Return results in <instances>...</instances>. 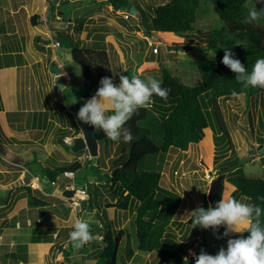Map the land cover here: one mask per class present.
<instances>
[{"label":"rangeland","instance_id":"rangeland-1","mask_svg":"<svg viewBox=\"0 0 264 264\" xmlns=\"http://www.w3.org/2000/svg\"><path fill=\"white\" fill-rule=\"evenodd\" d=\"M56 1L52 0L53 5L55 4L58 10L63 11L64 14H70L76 23L77 20L80 22L83 20L85 24L84 31H82L83 28L81 31L80 29L78 30V25L80 24L81 27V23L77 24L76 27L73 25L71 30L73 40L62 36V46L56 44V36H53V41H55L56 45L54 49L63 53V69L66 68L72 78L68 84V89L65 88V91H68V95L65 93L56 96L65 101L66 104L70 103V106L75 105L80 100L79 95L84 83L83 67L72 61L71 45L107 49L112 62L110 65L115 83H119V75L117 74L128 75L129 77L139 76L142 79L154 77L161 81L162 69H166L176 76L179 81L188 85H198L201 83V75L197 61L213 57L214 52L210 50L207 52L198 50L186 51L176 48L170 50L166 40H164L165 37H169L167 33H156L154 36L143 33L144 24L152 25L151 14L154 13L153 8L168 0H132L140 4L142 10H147L143 11L142 14L139 12V17L128 11L114 10L106 0H81L72 8L75 9L72 12L71 4L63 2V0H58L59 3ZM199 1L197 18L193 26L195 28H203V30L220 28L221 19L211 1ZM253 3L258 9L264 6V2H261V0H250L248 2L249 8ZM1 7L2 0H0V16L2 15L0 22L5 21V15H7L4 10H1ZM44 17L45 12L43 14ZM141 19L144 24H141ZM27 23L29 25L33 24L32 15ZM139 26L141 29H139ZM22 33L25 36L27 35L24 28ZM172 38L180 39L177 34H173ZM23 39L26 40V37H23ZM4 40L5 37H2L0 42V51L2 52L4 51ZM38 40L35 38L34 45H38ZM21 42L22 37L19 39L18 35L13 36L10 48L6 49L5 53H2L5 54L4 58H14L15 55L8 54L7 51L13 49ZM2 54L0 59L3 58ZM214 56L216 57V53ZM218 102L230 134L231 148L226 141L216 145L213 139L214 130H211L204 140L190 144L186 151L170 147L166 153L160 152L146 155L138 163L140 169L160 170V184L181 195V204L168 227L169 234L166 235V239L171 236L175 240L182 242L186 252L190 248H197L200 244L202 245L201 248L198 247L200 252L203 250L212 255H215L221 247L226 248L227 239L216 238L209 229H195L187 223L191 211L202 202L203 196L207 195L209 186L215 178L221 175L222 181V179L237 176L264 177V91L256 92L251 96L238 94L228 99L219 98ZM162 114L160 109L152 110L149 120L146 119L141 123L156 144L162 142L159 118ZM71 133L72 131L69 129L68 134L71 135ZM106 141V147L103 149L102 146V153L100 152L98 157H94L92 163H89L87 167H81L76 172L73 180L70 179L74 181L76 187L88 188L89 192L86 190L88 194L90 193L92 205H101L99 199L104 185L93 184V180L97 177L98 167H104L106 171H109L111 167L110 157L113 158L118 155L115 141L108 138ZM69 148V151L75 154V157L71 161L60 159L57 164L63 165L65 163L64 165H66L77 159V152L71 151V145ZM234 158L238 159L237 166L230 167L229 161ZM86 159L87 157L83 156L80 160L85 162ZM223 167L224 169H222ZM220 169L224 171L223 174L220 173ZM57 179V184L61 187L67 181V178L62 174H59ZM18 184L19 186L14 185L15 187L11 186L10 189L14 192L21 190L24 184L20 181ZM229 196L242 202L250 203L247 197L239 195L236 191L230 193ZM99 209L101 214L93 216L94 219H92L91 232L94 239L90 242L91 244L75 249L68 242H61L65 244L61 247L59 246V248L63 250L64 255L67 253L63 260L65 264H109L104 257H101L103 242L98 237V233L114 235L115 230L120 227V223H123L124 219L127 218L129 209H122V214L118 218H114V220L107 218V211H105L104 206H100ZM88 210L90 211V205ZM125 225L121 227L125 234L119 244L115 264H125L133 252H136L131 261L133 264H165L155 251L148 254L136 250L137 238L133 216L129 220V224ZM237 235L240 234H230L229 238H235ZM166 243L168 242H164V245ZM59 248L55 250L56 261L60 260V257L59 259L57 258L60 254ZM51 264L54 263L51 262Z\"/></svg>","mask_w":264,"mask_h":264},{"label":"trees","instance_id":"trees-1","mask_svg":"<svg viewBox=\"0 0 264 264\" xmlns=\"http://www.w3.org/2000/svg\"><path fill=\"white\" fill-rule=\"evenodd\" d=\"M106 1L114 10H118L130 0ZM210 1L222 22L220 28L217 29L203 30V28L193 26L197 18L199 0H168L156 5L153 8L154 13L151 14V26L144 24L141 19V24L145 25L143 33L146 35L169 34V37H165L164 40H166L170 50L175 48L186 51L207 52L210 50L216 53V57L197 61L201 75V83L198 85L185 84L168 70L162 69L161 86L169 90L167 98L162 99L153 95L150 107L139 109L138 114H134L124 125L133 136L142 134L141 138L135 142L127 143L122 138L118 142L115 141L118 155L113 158L110 157L111 167L109 171L102 172L98 167L97 177L105 179L108 182L107 184L111 182L112 185L109 187L114 188L113 185H117L119 188L120 195L111 205L121 209H127L131 206L135 210L134 224L137 250L146 253L155 251L165 264H185L184 258L187 252L184 244L171 236L166 239V235L169 234L168 227L181 204V195L160 184V170L140 169L138 166L139 160L146 155L166 153L170 147L186 151L190 144L204 140L211 130H214L213 139L216 145L226 141L231 148L230 134L218 99H228L238 94L251 96L256 92L264 91L259 87H243L236 81L235 73L221 63L225 47L233 52L235 54L234 58L239 59L249 71L258 58H264V18L258 22H244L250 0ZM63 2H68V0H63ZM131 2L132 6L141 14L143 11H147L142 10L140 4L132 0ZM261 8H264V6ZM51 15L52 7L49 17ZM68 15L66 14L63 20L57 19V26L52 25L51 27L62 26L66 29ZM37 17V14L32 15L33 24H36ZM139 29H141L140 26ZM173 34H177L180 39L172 38ZM55 36L58 45L61 46L63 44L62 36L73 40L72 35L64 30L58 31ZM71 58L74 63L81 65L84 70L83 89L78 102L81 107L84 104L81 98L94 95L100 86L99 81L102 77H111L113 82L114 77L110 69L108 53L103 48L71 45ZM155 109H160L163 113L159 117L162 131V142L160 144H156L150 138L147 129L141 125L142 121L149 120L150 113ZM74 125L79 129L77 120L74 121ZM68 130L63 129L59 133L57 136L59 142H64L63 138ZM94 135L98 141H104L107 144V137L101 130L94 129ZM69 147L70 145L67 146L68 150H70ZM84 152L88 153V150L83 148L77 151L76 154L80 155ZM32 163L40 166L39 173L42 176L54 181L64 170L76 172L83 166L87 167L90 161L89 158L85 162L76 159L69 164L53 168L42 165L37 160H33ZM229 163L230 167H236L238 159L234 158ZM115 167H120V169L111 175ZM222 169H220L221 174L224 172ZM25 187L28 190L31 189L29 185H25ZM234 191L247 197L250 203L259 205L264 209V199H262L264 198V177L248 176L222 179L213 202L210 203L207 195H204L202 202L196 205L194 209L197 207H214L222 196L229 197V194ZM29 198L28 203L31 206L33 205V197ZM261 222L264 226V215L261 216ZM187 223L191 225V214L187 219ZM200 228L202 227H195V229ZM208 229L216 238L220 237L219 239L222 240L229 238V236L224 237L221 235L224 231L223 227L215 233L211 228ZM124 234L123 229L118 228L115 230L114 235L109 233L103 236L101 257H104L109 264H115L120 240ZM242 235L246 236L247 233ZM164 242L168 243L164 245ZM66 255L67 253H65ZM190 261L191 259H187L186 264H189Z\"/></svg>","mask_w":264,"mask_h":264},{"label":"crops","instance_id":"crops-1","mask_svg":"<svg viewBox=\"0 0 264 264\" xmlns=\"http://www.w3.org/2000/svg\"><path fill=\"white\" fill-rule=\"evenodd\" d=\"M80 1L68 0L71 12ZM56 2L59 3L58 0ZM51 7L52 15L49 17ZM1 10L7 15L5 21L0 22V42L5 37L4 51H0V55L10 48L13 36L22 37V42L7 51L15 55L14 58H4L5 54H2L3 58L0 59V264H65L63 260L66 256L59 244L68 242L73 222L77 218L94 219L93 216L101 214L100 206L105 207L107 218H118L123 211L111 204L116 201L120 191L117 185L109 187L111 182L107 184L105 179L95 177L93 184L104 185L99 199L101 205H92L89 193L82 210L70 211L63 191L69 188L71 180L64 176L67 181L61 187L56 177L52 184L51 180L39 173L40 166L32 163L37 160L52 168L63 166L65 163L57 164L59 160L71 161L75 154L67 149L68 144L59 142L57 136L63 129L72 131L71 135L67 133L64 137L82 134L80 128L74 125L75 113L70 103L66 104L56 96L68 95L65 88L72 80L66 82L61 93L56 92L53 67L56 65L63 75L69 72L63 69V53L54 49L56 45L53 41L55 31H62L65 27L51 26H57V19L63 20L66 14L58 10L52 0H2ZM33 14L38 15L36 24L29 25L27 22ZM77 24L78 30H85L84 21L77 20L76 23L69 14L64 31L71 34L72 26L76 27ZM23 28L26 36L22 33ZM35 38L39 39L38 45H34ZM108 57L111 64L109 53ZM89 98L91 96L81 98V101L85 103ZM102 146L103 149L106 147L105 142L99 141V153L103 151ZM83 156L92 163L93 158L86 152L78 155L77 159ZM100 169L106 171L104 167L100 166ZM26 171L31 174L29 184L22 185L17 192L12 191L11 186H19L20 178ZM25 185L31 189L28 190ZM29 197H33L31 206ZM127 209L129 214L119 228L128 225L132 216L135 218V210L131 206ZM103 236L98 233L99 238ZM57 248L61 254L57 256L58 259L60 257L58 261L55 257ZM135 254L133 252L125 264H133L131 261Z\"/></svg>","mask_w":264,"mask_h":264},{"label":"clouds","instance_id":"clouds-1","mask_svg":"<svg viewBox=\"0 0 264 264\" xmlns=\"http://www.w3.org/2000/svg\"><path fill=\"white\" fill-rule=\"evenodd\" d=\"M262 18L264 8L258 9L253 3L244 22H258ZM234 56L235 54L225 47L221 63L235 73L236 81L245 88L264 89V58H258L249 71ZM117 75L119 83H114L111 77H102L94 95L85 101L76 115L83 123L101 130L108 139L118 142L122 138L127 143L134 139L130 130L124 127L127 121L134 114H138L139 109L149 108L153 95L166 99L169 90L163 88L162 82L154 77L142 79L139 76ZM262 215L264 209L259 205L245 203L232 196H222L214 207H197L192 210V228H211L215 233L223 227L221 235L224 237L233 233L241 234L227 239L226 248L221 247L215 255L203 250L198 255L191 253L195 256L194 264H264ZM92 222L89 218H77L73 222V230L68 236V243L72 247L80 249L93 241ZM243 233L247 235L244 236ZM184 259L186 264L187 257Z\"/></svg>","mask_w":264,"mask_h":264},{"label":"water","instance_id":"water-1","mask_svg":"<svg viewBox=\"0 0 264 264\" xmlns=\"http://www.w3.org/2000/svg\"><path fill=\"white\" fill-rule=\"evenodd\" d=\"M119 10L122 11H128L131 14H134L136 16H140V13L136 11L135 7L132 6L131 1H128L127 4L125 6H122L119 8ZM54 72H55V88H56V92L57 93H61L62 92V88L65 86L66 81L64 78V75L62 73H60V70L58 69V67L55 65L53 67ZM80 108L79 103L77 102L75 105L72 106V109L75 113V117L78 123V126L81 130V135L79 136H75L73 138V142L71 145V151L73 152H77L83 148H86L88 150V153L90 155V157H96L99 154V149H98V139L96 138V136L94 135V128L88 124L83 123L82 121H80L77 118V112ZM142 134H137L134 136L133 142L139 140L141 138ZM120 169V167H115L112 172L111 175L115 174L116 171H118ZM211 173V171H210ZM31 178V174L26 171L24 172V182L25 184H29V179ZM220 183H221V175H219L217 178H215L212 183L209 186V190L207 193V197L210 203L213 202L214 197L220 187ZM73 194L72 189L68 188L65 189L63 191V195L64 196H71ZM102 241V239H100ZM103 242V241H102Z\"/></svg>","mask_w":264,"mask_h":264},{"label":"built area","instance_id":"built-area-1","mask_svg":"<svg viewBox=\"0 0 264 264\" xmlns=\"http://www.w3.org/2000/svg\"><path fill=\"white\" fill-rule=\"evenodd\" d=\"M56 44H59L58 41L56 42ZM64 78H65V81L66 82H68L69 80H71V76H70L69 73H65L64 74ZM74 137L75 136H73V137L65 136L63 138V141L66 144L72 145V142H73V138ZM61 174L63 176L68 177L71 180H73L75 178V171H73V170H64ZM20 182L22 184H25V182H24V175L20 178ZM51 182H52V184L55 183V181H51ZM68 187L70 189H72V191H73V194L71 196H69V197L65 196L69 208L71 210H74V211L82 210V207L84 205V202L86 201V199L89 196L86 188H84L82 186L76 187L74 181H71V184H69ZM63 244L64 243H60L59 246L61 247ZM198 247L201 248L200 245H198ZM198 247L197 248H190L189 251L187 252V254L185 255V257H187L188 260L191 259V261L189 262V264H194V260H195V256L191 255V253H196L197 255L200 253V250L198 249Z\"/></svg>","mask_w":264,"mask_h":264}]
</instances>
